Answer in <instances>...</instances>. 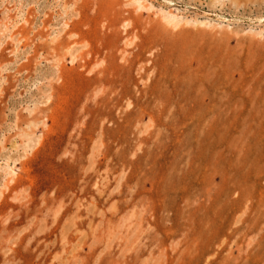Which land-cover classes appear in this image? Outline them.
Masks as SVG:
<instances>
[{
  "label": "rangeland",
  "instance_id": "1",
  "mask_svg": "<svg viewBox=\"0 0 264 264\" xmlns=\"http://www.w3.org/2000/svg\"><path fill=\"white\" fill-rule=\"evenodd\" d=\"M137 1L0 0V264H264V0Z\"/></svg>",
  "mask_w": 264,
  "mask_h": 264
},
{
  "label": "bare ground",
  "instance_id": "2",
  "mask_svg": "<svg viewBox=\"0 0 264 264\" xmlns=\"http://www.w3.org/2000/svg\"><path fill=\"white\" fill-rule=\"evenodd\" d=\"M223 1V0H222ZM136 2L139 4V8L137 7L136 9L138 10V9H142L143 8V10H144V8H146V7H144V3H140L139 1H137L136 0ZM136 3V4H137ZM138 6V5H137ZM163 16H164V19L166 20V22H168V24H171V25H173V26H175V27H179V24L181 23L180 21H182V20H179L175 15H173L172 13H163ZM105 22V21H104ZM183 22V21H182ZM182 24V23H181ZM77 33V32H76ZM79 34V33H78ZM73 35V34H72ZM70 36V35H69ZM74 36V35H73ZM71 37V36H70ZM83 44V43H82ZM71 46H72V44H71ZM70 46V47H71ZM78 46V45H77ZM83 47V46H82ZM75 48V47H74ZM68 49V48H67ZM67 49H65L66 51H67ZM73 49V48H72ZM83 49V48H82ZM64 50V51H65ZM69 50V49H68ZM74 50V49H73ZM76 51H78V50H76ZM80 51H81V49H80ZM69 52V51H68ZM68 52H66V53H68ZM71 52V51H70ZM73 52V51H72ZM71 56H74V54L73 55H71ZM57 58V57H56ZM62 59H63V57H62ZM65 59V58H64ZM57 61V60H56ZM58 64V63H57ZM93 67V66H92ZM10 175V174H9ZM65 234V233H64Z\"/></svg>",
  "mask_w": 264,
  "mask_h": 264
}]
</instances>
